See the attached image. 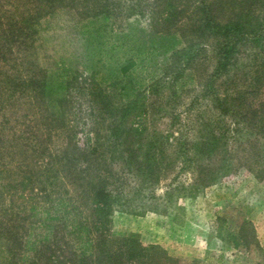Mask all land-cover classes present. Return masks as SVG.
<instances>
[{
  "label": "trees",
  "instance_id": "obj_1",
  "mask_svg": "<svg viewBox=\"0 0 264 264\" xmlns=\"http://www.w3.org/2000/svg\"><path fill=\"white\" fill-rule=\"evenodd\" d=\"M134 16L149 28L130 32L123 23ZM57 17L66 32L59 48L42 37ZM69 36L74 51L62 53ZM249 46L260 90L264 0H0V201L30 203L0 204V264H185L158 244L111 233L127 176L152 171L140 159L147 111L137 110L164 84L186 89L183 70L192 79L209 49L211 89ZM236 86L229 98L242 93ZM247 113L259 119L261 109Z\"/></svg>",
  "mask_w": 264,
  "mask_h": 264
},
{
  "label": "rangeland",
  "instance_id": "obj_2",
  "mask_svg": "<svg viewBox=\"0 0 264 264\" xmlns=\"http://www.w3.org/2000/svg\"><path fill=\"white\" fill-rule=\"evenodd\" d=\"M61 19L47 23L42 35L54 36L58 48L66 34ZM123 26L143 32L149 28L148 17H130ZM140 41L146 46L157 43L149 37ZM75 45L69 36L60 51L69 54ZM251 50L245 47L211 89L206 90L204 77L213 74L216 58L209 49L210 59L201 60L192 79L188 78L191 70H183L186 89L174 93L172 86L164 84L159 94L143 100L137 110L147 111L140 159L152 171L147 178L146 174L136 179L127 176L125 192L115 204L112 235L158 244L185 264H264V88L252 86ZM234 85L242 93L229 98ZM216 93L222 103L215 99ZM250 106L261 109L259 119L247 113ZM85 111L84 104L82 114ZM23 113L19 121H24ZM212 137L219 139L218 145ZM79 138L84 147V135ZM60 179L67 184L64 177ZM24 200L13 197L0 204L30 205Z\"/></svg>",
  "mask_w": 264,
  "mask_h": 264
}]
</instances>
